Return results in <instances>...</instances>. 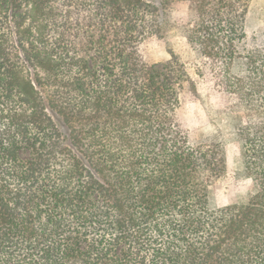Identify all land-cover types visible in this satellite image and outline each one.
I'll return each mask as SVG.
<instances>
[{
  "label": "trees",
  "instance_id": "obj_1",
  "mask_svg": "<svg viewBox=\"0 0 264 264\" xmlns=\"http://www.w3.org/2000/svg\"><path fill=\"white\" fill-rule=\"evenodd\" d=\"M186 19L178 21L175 5ZM243 0H0V264H264V46ZM226 98L245 203L215 206L220 131L178 112L199 83Z\"/></svg>",
  "mask_w": 264,
  "mask_h": 264
},
{
  "label": "rangeland",
  "instance_id": "obj_2",
  "mask_svg": "<svg viewBox=\"0 0 264 264\" xmlns=\"http://www.w3.org/2000/svg\"><path fill=\"white\" fill-rule=\"evenodd\" d=\"M246 8L245 31L249 47L264 46V0H243ZM175 15L178 21L186 19V11L182 4H176ZM142 55L148 62H165L175 54L185 62L192 77L198 81L199 93L194 95L186 91L178 115L185 129L198 136L210 137L220 131L225 143L226 169L224 174L211 187V198L218 208L235 203H245L254 191L252 180L244 174L243 157L236 142L232 125L224 117L218 115L220 105H225L226 98L214 92L210 83H202L197 77L198 61L180 35L175 32L165 39H151L143 44Z\"/></svg>",
  "mask_w": 264,
  "mask_h": 264
}]
</instances>
